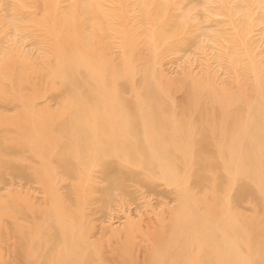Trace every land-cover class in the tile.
<instances>
[{"label":"rangeland","instance_id":"1","mask_svg":"<svg viewBox=\"0 0 264 264\" xmlns=\"http://www.w3.org/2000/svg\"><path fill=\"white\" fill-rule=\"evenodd\" d=\"M237 109L264 124V0H0V264H256L264 141ZM85 110L137 125L109 170L112 129L67 144Z\"/></svg>","mask_w":264,"mask_h":264},{"label":"bare ground","instance_id":"2","mask_svg":"<svg viewBox=\"0 0 264 264\" xmlns=\"http://www.w3.org/2000/svg\"><path fill=\"white\" fill-rule=\"evenodd\" d=\"M70 75V74H69ZM69 79V77H67L66 81L67 82ZM69 85H75V81L74 80H70V82L68 83ZM72 87V88H73ZM77 87V86H76ZM85 96V94L83 95ZM146 96H148L146 94ZM78 98H80L79 96H77ZM102 97V96H101ZM143 97V96H142ZM105 98L102 97L101 100ZM120 99V100H119ZM148 99V97H147ZM85 101H89V102H93L94 100V95H89L87 96V99L84 98ZM123 98L121 99L116 98V100H107L106 103L107 104H113V106L108 105L109 109L107 110H111L112 112L114 111L116 113V109L119 110L120 108H123L124 102H123ZM117 104H118V108H117ZM92 105L95 106L94 103H92ZM75 112V111H74ZM237 115V117H235V120H232V123L228 124V126H231V129H233L237 134L235 135H240L242 134L240 137L242 138V136H245V140L244 142L241 144L242 148L247 149L248 151L250 150V140L255 139V140H259L260 141H264V124L259 123L258 124V119L257 118H253L251 120H249L247 122V120H245V122L240 125H238V121L237 119L241 116V112L239 111V109H237V112L235 113ZM89 118L90 117V113L88 111H84V112H75L73 113L72 117L70 119H67V123H64L62 129H64V131H66L68 133V135H70V137H68L67 139V144L71 145V144H78V148L82 151V152H86L89 151L90 148L92 146H89L90 142L95 139L93 138L94 135L97 136L98 138V134L100 131H102L104 128V130H106L108 128V130L110 131L112 129V134L114 138H111L110 141L104 142L103 144L101 143V134H100V138L97 142L98 146L96 148V150L99 152V154L96 155V158L98 160V164H100V166H103L104 169L106 168V170L111 167H113L112 162L108 161V159H106L108 152H109V146H104V144H114V146H112L113 148L117 149V150H122L126 147L127 144V140L131 139L132 133L134 132L136 134V130H137V125L136 124H132V120H125V124H122L118 121H100L101 117L98 118V122L94 123V124H90V125H82L80 123L81 120V116H85ZM150 115L155 116V112L152 111L150 112ZM235 115V116H236ZM100 116V114H99ZM156 118V117H155ZM129 123V124H128ZM122 124V125H121ZM119 131L120 132H127L128 134H130V136L127 135V138H125V136L123 137V135H119ZM94 133V134H93ZM121 134V133H120ZM106 137V136H104ZM108 140V137H106ZM200 151L203 152H207V144L206 141L204 139V137H200ZM65 143V141H64ZM81 152V153H82ZM80 153V154H81ZM259 153V151H258ZM106 154V157H105ZM256 155H261V160H260V167H262L264 165V151L260 152V154H256ZM245 165L246 168L249 170H252L254 168V166H258V162H251L250 160L245 161ZM196 166H198L199 169L202 168V164L199 162H196ZM243 193V192H242ZM242 193L238 194L237 196H233L232 197V201L235 203L237 201H239L241 199V196H245L242 195ZM239 199V200H238ZM226 214L229 213V211H225ZM235 224V223H234ZM235 227H237V225H234ZM234 233V231H233ZM262 234V233H261ZM261 234H254L252 240L254 241V251L257 252V261L256 264H264V237L261 236ZM259 237H261L259 239ZM259 239V243H257ZM258 245V246H257Z\"/></svg>","mask_w":264,"mask_h":264}]
</instances>
